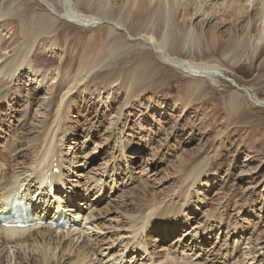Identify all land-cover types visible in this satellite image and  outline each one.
Masks as SVG:
<instances>
[{"label": "bare ground", "instance_id": "1", "mask_svg": "<svg viewBox=\"0 0 264 264\" xmlns=\"http://www.w3.org/2000/svg\"><path fill=\"white\" fill-rule=\"evenodd\" d=\"M185 1L62 0V6L58 8L46 5L48 3L46 0H37L40 4L38 6L42 10L36 11L31 20L28 23H24V28L22 27L23 30L21 31V43L12 48L0 40V52L4 53L0 56V104L1 100L7 101L10 99L9 96L19 94V91L16 90L18 88L16 82L20 79L22 71L29 69L28 77H31L32 81L36 83L35 85L38 84L39 88L44 89L46 92L45 97L47 99L43 100L40 106L43 114L56 108V114L52 121L47 118V120L39 122V131L35 132L36 136L27 139L25 150H16V140L19 137L16 131H13V136L8 137L6 135L7 137H4L0 135V214L6 213L10 206V201H12L14 196L18 195L21 200L26 201L31 206L35 221L28 228L6 227L0 222V264H64V259L70 260V264H96V261L99 262L97 264H100L101 260H106V264H264V230L259 234L258 231H255L258 234L257 237L248 239L246 233L247 223H240L238 219L235 222L227 223V221H224L225 219L222 220V217L226 215L225 213H219L217 217L216 213H214L215 215L210 214L212 216L208 214L209 217L205 219L204 224L195 227L192 232H189V230L180 231L179 223L186 225L188 223L187 220H190L189 217H187V220L183 219L185 208L187 206L191 207L190 187L196 184L200 185L204 180L206 181L202 186H205V188L211 187V181L214 177H212L210 170L209 156L205 158L201 165L199 164L200 166L198 165L199 167L202 166L205 171L202 172V168L197 166L198 169L194 170V180L192 179L193 181H191L190 179V185L186 189L173 191L174 194H169V196L165 192L163 194H167V196L163 198L155 196L146 206L144 204L147 202H143V206L147 207L145 211L140 210V208L137 214H134L135 210L132 213L131 211L123 214L121 212V218L119 215H114L113 219H107L104 215L110 214L108 205H104L105 209L103 210L101 208L104 206L100 209H95L96 205L101 206L100 203L103 202L105 191L110 188L109 185L111 184L109 191L112 189V194L115 187L119 184L118 177H115V179L113 177L118 173V169H115L114 164H117L121 159H119L120 156L124 163L126 150L136 146L129 145L128 141L122 138L123 132L119 128L122 113L117 115L116 119L111 121L109 125L107 124L106 137L104 136L106 143L114 141V149L112 148L114 152L116 150L115 145L119 144L115 152L118 156L109 154L110 158L108 162H105L107 164H103L105 165V171H102L100 175H90L92 173L91 170L89 174H85V172L78 174L77 171L72 174L78 175L77 177L84 181L78 180L74 184L69 179L71 178V167L75 161L69 164V159H67L69 153L64 151L65 143L72 135V127L67 126L69 121H67L64 112L73 110L72 101L76 104V97H80L81 94L86 92V85H89L100 74H103L110 81L109 84L112 85L110 89H106L108 91L107 99L112 100L116 92L114 91L116 83L117 85L118 82L120 83L122 73L119 70H115V68L109 69V67H114L113 64H116V60L121 56L127 57L130 53L133 54L134 51L132 52V50L135 48H138L137 50L140 53L132 62L127 78L121 81L124 100L118 108L116 107L119 112L128 106L137 84L136 77L146 79L147 76L156 72L158 66L168 67L191 78L192 87L195 90L197 82H203L205 85L204 82L206 81L219 82L226 77L219 65L195 63L182 57L181 54L188 51L192 45L198 43L199 39L197 38L198 29L195 28L197 26L194 24L189 26L191 30H186L188 27L184 28L185 23L183 24L184 31L181 30L182 28L179 29V24L176 21L178 8L183 7L187 17L190 16V6H195V14L192 16L201 13L204 17V20H202L204 23L210 22L212 18H215V14L204 11L205 6L215 0H193L194 2L191 1L190 4H187L188 0ZM244 3L246 5H242L238 12L240 18L243 19L240 22L243 25H238V31L241 33L250 31L251 33V53L246 57L245 63L248 68H252L256 59L264 52V0H246ZM128 4H131V8L127 6ZM250 9L255 12L254 16L250 15ZM80 10H86V12L90 13V16H83ZM220 12L222 10L217 13ZM2 17L3 15H0L1 19ZM64 21L83 30L106 26L110 34L115 36L105 57L107 64H94L88 68L84 64H80L79 67H77L78 65L73 67V64L63 71L64 68H67L69 59L67 57L64 60L65 56L60 58V64L57 66L55 65L57 60L54 57L44 59L43 63H36L35 58L42 55L37 53L38 51L33 53L36 47L35 43L41 39L49 38L51 44L49 50L53 51L58 46L57 43L60 38L58 31ZM213 30L215 31V28ZM207 34L212 35L213 33L208 31ZM234 39L232 38V41ZM12 40L14 38L9 40L10 44ZM53 47L55 48L53 49ZM10 48L12 49L10 50ZM144 51L149 52L145 53ZM214 51L219 54L222 52V48L215 46ZM59 77L66 80L67 84L65 86L58 79ZM200 85L202 86V84H199L198 87H201ZM237 90L240 89L237 88ZM240 91L237 92L240 93ZM246 96L255 107L263 108L264 101L257 100L252 94L250 95L251 98L247 94ZM252 97L256 103H254ZM236 99L232 98L233 101H231L233 109L239 106ZM177 106L174 105V108ZM107 109L110 111V105ZM46 127L48 129H45ZM105 142L104 144L107 146ZM9 154H12L13 157L17 154L18 157L12 159ZM138 158L140 159V156L134 157V159ZM186 160L182 159L180 164ZM85 163L88 165V161ZM110 163L113 165L112 177L111 175L108 176L106 171V166ZM66 164L69 165L66 166ZM15 169L19 170V173L15 172ZM56 169L58 173L55 172ZM190 173L188 174L189 176ZM105 175L110 180V184L104 180ZM125 179L121 180L123 184H126ZM182 186L180 185V187ZM138 187L145 195L146 191L143 190L141 184ZM52 189H54V198L50 197ZM94 193L96 195L91 198L90 195ZM138 193L137 190L133 195ZM129 195L132 196V193ZM252 195L253 193H250V191L245 194L244 197H247L244 200L246 201L245 207L243 206L239 212L236 210L238 213H253L254 216L257 214H255L256 208H251L250 206L253 204L251 201ZM139 199L140 197H136L133 202L139 201ZM115 204L118 203L115 201ZM118 207H115V210H120ZM123 208L126 210L125 206ZM259 210L262 211L263 207L261 206ZM60 211L64 212L66 220L71 225L70 229L56 230L51 228L50 223L60 216ZM41 221H45L46 225H42L41 223L43 222ZM108 221L109 225L106 224ZM176 231L181 232V235L176 238V241L172 242L170 249L164 246L167 248L165 253L162 251L165 254L164 257V254H161V257H159L160 255L157 256L154 250L152 253L150 252L152 239L148 240V236L151 238L152 233H154L160 241V236H170ZM188 233L191 237L189 241L184 237L185 235L188 236ZM214 235H217V240L224 235L225 246H223L226 249L223 250L222 248L220 251H216L215 258L210 260L206 256L205 248L202 245L208 244L206 242L209 241L204 242L206 237ZM232 238L235 239L232 244L233 247H231L232 251H230L228 250L230 245H228L227 240ZM237 239L238 242H236ZM156 241L154 242L157 243ZM242 245L245 247L244 251L241 248ZM162 249L164 250L161 247ZM10 251L12 255H9ZM220 260L223 262L217 263Z\"/></svg>", "mask_w": 264, "mask_h": 264}, {"label": "rangeland", "instance_id": "2", "mask_svg": "<svg viewBox=\"0 0 264 264\" xmlns=\"http://www.w3.org/2000/svg\"><path fill=\"white\" fill-rule=\"evenodd\" d=\"M46 1L48 2L46 5L58 8L62 6V0ZM191 1L193 0H188L187 4H190ZM245 1L215 0L209 2L204 11L215 14V18L207 23L202 21L204 17L201 13L192 16L195 14V6H190V16L187 17L184 8H178L176 21L179 24V29L182 28L181 30L184 31L183 24L185 23L184 28L188 27L186 30H191L189 26L194 24L197 26L195 28L198 29L197 38L199 39L198 43L192 45L188 51L181 55L185 60L195 63L219 65L228 80L248 89L257 100L264 101V52L256 59L254 67L248 68L245 59L251 53V33L250 31L244 33L238 31V25L243 20L238 12L242 5H246ZM38 5L40 6L37 0H0V15H3L2 19L0 18V40L12 48L20 44L24 23H28L36 11L42 10ZM127 6L131 8V4ZM220 10L222 12L217 13ZM80 11L83 16H90V13L86 10ZM251 14L255 15L252 9H250ZM65 21L61 23V29L58 31L60 37L57 43L58 46L53 47V49L55 48L53 51L49 50L51 46L49 38H45L46 40L41 39L35 43L36 47L33 53L38 51L37 53L42 55L35 58L36 63H43L44 59L54 57L57 60L55 62L57 66L60 64V58L65 56L64 60L67 57L69 59L67 68H64L63 71L73 64V67L84 64L87 68L94 64H107L105 57L115 38L110 34L108 28L101 26L83 30ZM240 25H243V23ZM208 31L213 34H207ZM11 38H14V40L10 44L9 40ZM232 38L235 39L232 41ZM215 46H220L222 52L217 54L214 51ZM137 49H131L132 52L134 51L133 54L130 53L127 57L121 56L123 58L120 57L116 60V64H113L114 67H109V69L115 68V70L122 73L120 83L118 82V85L116 83L114 90L116 92L112 100L106 97L108 96L107 90L112 85L109 84L110 81L103 74H100L89 85H86V92L81 94L80 97H76V104L72 101L73 110L64 112L67 121H69L67 126L72 127V135L64 146V151L69 153L68 163L71 164L75 161L71 167V178H69L71 183L75 184L78 180L84 181L77 177L78 175L72 173L78 171V174L84 172L89 174L92 171L90 175H100L102 171H105V165L103 164H107L105 162H108L110 155L118 156L115 152L119 144L115 145L116 150L114 152V141L106 143L104 136L106 137L105 130L109 123L122 113L119 126L122 129L120 131L123 132L122 138L127 140L129 145L136 146L126 150L124 163L120 156L119 159H121L117 164H114L115 169H118V173L113 177L114 179L118 177L119 182L113 190L114 193L111 194L112 189L109 191L111 188L110 180L107 175L104 176V180L109 182L110 188L106 189L103 202H99L101 206L96 205L95 209L108 205L110 214L105 216L104 211L102 212L107 219H113L118 215L121 218L123 213L130 211L132 213L134 210V214L139 213L140 210L145 211L147 207L144 206L148 202L150 203L153 197L163 198L167 194L169 196V194H174L175 191L186 189L190 185V179L191 181L194 180V170L198 169L205 158L209 156L210 170L212 177H214L211 181V187L205 188V186H202L206 180L200 185L196 184L190 187L191 207L187 206L183 213V215L185 214L183 219L187 220V217H189L190 220H187L186 225L179 223L180 231L189 230V232H192L195 227L204 224L205 219L209 217L208 214L215 215L214 213H216L217 217L219 213H225L226 215L222 217V220L225 219V222L230 223L238 219L240 223H247V238L257 237L264 230V109H259L251 104L245 92L237 90L227 80H220L219 82L206 81L204 82L205 85L203 82H197L195 90L192 87L191 78L168 67L158 66L156 72L147 76L146 79L136 77L137 84L131 96V101L129 100L128 106L119 112L116 109L124 100L121 81L127 78L132 62L140 55ZM64 53L66 54L64 55ZM3 54V52H0V56ZM234 62L237 64L235 65ZM28 70L22 71L21 77H19L21 82L19 80L16 82L18 87L16 90L19 91V94L9 96L10 99L7 101L1 100L0 104V130L2 132H0V135L9 137L16 131L19 134L16 140L17 151L25 150L27 139L36 136L35 132L39 129V122H43L47 118L52 121L56 114V108L43 114L40 106L43 100L47 99L45 97L46 92L44 89L39 88L38 84L35 85L36 83L32 81L31 77H28ZM58 79L62 81L63 86L67 84L65 79L60 77ZM49 84L51 85V83ZM199 84H202V86L198 87ZM237 91H240V93ZM232 98H237V104L239 103L236 109H233ZM109 105L110 111L107 109ZM174 105L178 106L174 108ZM45 129H48V127ZM32 130L33 132H31ZM11 143L13 144L12 140ZM9 155L12 159L18 157L17 154L15 157L12 154ZM136 156H140V159H134ZM11 158L9 157V159ZM182 159L187 160L180 164ZM86 161H88V165H86ZM69 164H66V166ZM106 167L108 176L111 175L112 177L113 165L110 163ZM199 168H202V172L205 171L202 166ZM16 171L19 173V170L15 169ZM189 173L191 177L188 175ZM123 179H125L126 184H123V181L121 182ZM140 184L143 190L146 191L145 195L138 187ZM137 190L140 194L133 195ZM249 191L253 193L251 201L255 205L250 206L256 208L255 214H257L255 216L253 213H238L243 206L245 207L246 201L244 200L247 197L244 196ZM130 192L133 197L129 195ZM165 192L167 194H163ZM95 195V193L91 194L90 197L92 198ZM136 197H140L139 201L133 202ZM115 201L118 204H115ZM143 202L147 203L144 204ZM123 205L126 210H124ZM105 206L101 209H105ZM261 206L263 207L262 211L259 210ZM115 207L120 210H115ZM204 216L205 218H203ZM106 224L109 225V221ZM255 231H258V234ZM254 234L256 235L254 236ZM180 235L181 232L176 231L170 236H160L159 241L158 237L152 233L151 238L148 236V240L152 239L150 252L152 253L154 250V253L161 257L165 253V249H170L172 242L176 241V238ZM223 236H220L218 240L216 239L217 235L205 238L204 242H209H206L208 244H204L202 247L205 248L206 256L210 260L215 258L216 251H220L222 248L223 250L226 249L224 247L225 237ZM184 237L188 241L191 240L189 233L188 236L185 235ZM234 239L227 240L228 245H230L228 250L230 251H232L231 247H233ZM236 242H238V239ZM161 247L164 250H161ZM241 248L244 251L245 247L243 245ZM210 250H212L211 253ZM9 255H12L11 251ZM103 261L101 260L100 264L107 263L106 260ZM221 261L217 263H222L223 261ZM63 262H65L64 264L71 263L67 259H64ZM95 263L99 262L96 261Z\"/></svg>", "mask_w": 264, "mask_h": 264}, {"label": "water", "instance_id": "3", "mask_svg": "<svg viewBox=\"0 0 264 264\" xmlns=\"http://www.w3.org/2000/svg\"><path fill=\"white\" fill-rule=\"evenodd\" d=\"M224 80H225V81H226V80L229 81L230 83H232V85H233L235 88H239L240 90L244 91L245 94L249 95V97L251 98V96H250L251 93H250L246 88H242V87H240V86L237 85L235 82L228 80L226 77L224 78ZM252 100L254 101V103H256V101L254 100L253 97H252ZM263 108H264V105H263Z\"/></svg>", "mask_w": 264, "mask_h": 264}]
</instances>
